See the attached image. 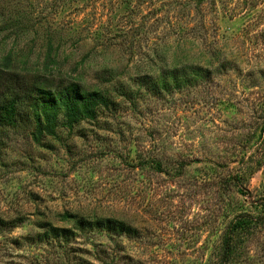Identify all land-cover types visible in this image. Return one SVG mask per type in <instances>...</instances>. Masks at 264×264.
I'll return each instance as SVG.
<instances>
[{
  "label": "rangeland",
  "instance_id": "374dc122",
  "mask_svg": "<svg viewBox=\"0 0 264 264\" xmlns=\"http://www.w3.org/2000/svg\"><path fill=\"white\" fill-rule=\"evenodd\" d=\"M199 4L0 0L26 26L0 16V63L112 102L40 142L29 120L0 134V264H223L226 236L225 264H264V0ZM198 65L170 92L138 79Z\"/></svg>",
  "mask_w": 264,
  "mask_h": 264
},
{
  "label": "trees",
  "instance_id": "16d2710c",
  "mask_svg": "<svg viewBox=\"0 0 264 264\" xmlns=\"http://www.w3.org/2000/svg\"><path fill=\"white\" fill-rule=\"evenodd\" d=\"M204 0H196V3H202ZM197 5V4H196ZM199 4L197 7H199ZM0 11L1 20H10V24L6 29L17 28L16 33L26 30V26H22L19 22H15L14 18L4 15ZM14 20V22H13ZM0 31H3L0 29ZM48 36L49 51L47 57L50 61L56 62L57 58L53 55L54 39L56 34L50 32ZM59 40H62L59 39ZM59 48V46L57 47ZM55 54L58 55L57 51ZM13 54H7L2 63H0V134L7 129H19L23 127L24 122L34 125L31 131L35 141L40 142L42 136L57 134L59 123V115L63 113V124L69 128H73L77 123L85 119L96 118L100 108L109 107L111 100L101 90L87 91L82 84L76 80L60 82L58 84H50L46 82L34 81L29 83L25 75L18 74L16 71L9 69L13 62ZM166 68L165 74L169 72L167 79L165 76L161 78V82L151 79L147 75L138 77L143 87L154 89L155 93L164 91L170 92L173 89H180L184 85H193L198 79L210 78L212 70L203 66L192 68L191 76L180 69ZM197 77H199L197 79ZM110 227H115L112 220H107ZM252 218L244 214L240 215L233 223V231H242L252 226ZM115 229V228H114ZM237 251V246L230 236H226L224 241V254L222 263L231 261Z\"/></svg>",
  "mask_w": 264,
  "mask_h": 264
}]
</instances>
